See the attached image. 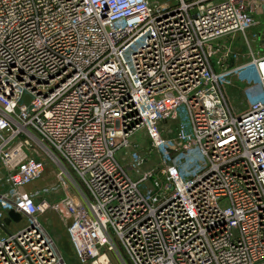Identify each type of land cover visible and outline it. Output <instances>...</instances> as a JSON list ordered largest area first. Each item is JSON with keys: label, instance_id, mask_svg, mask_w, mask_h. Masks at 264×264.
<instances>
[{"label": "built area", "instance_id": "built-area-1", "mask_svg": "<svg viewBox=\"0 0 264 264\" xmlns=\"http://www.w3.org/2000/svg\"><path fill=\"white\" fill-rule=\"evenodd\" d=\"M263 5L0 0V264H264Z\"/></svg>", "mask_w": 264, "mask_h": 264}, {"label": "rangeland", "instance_id": "rangeland-1", "mask_svg": "<svg viewBox=\"0 0 264 264\" xmlns=\"http://www.w3.org/2000/svg\"><path fill=\"white\" fill-rule=\"evenodd\" d=\"M157 2H163L166 0H152ZM263 23L261 27H259L260 31H264V17H261ZM240 43V42H239ZM259 45V42L256 43ZM151 145V141L147 135L144 134V131H140L137 135L133 136L132 138V146L129 149L122 151L119 155L120 160L128 164L130 162L129 156L131 152L136 150L137 148L142 152L143 155L147 154V149ZM137 149V150H138ZM125 157H128L127 160H124ZM156 164V157L152 156L151 160L148 161L142 168L144 170L151 169ZM48 170L44 175V178H48L49 172L53 169V164L48 161ZM133 176L136 174L133 171H130ZM48 180H51L48 178ZM44 180H39L36 182V186L42 185ZM65 192H61L60 194L51 195L50 198L53 201H58L64 196ZM43 221L46 224L49 232L54 237L56 243L58 244L59 248L63 252L65 259L68 264H97L96 261H89V262H82L78 256L76 255L73 245L67 230L68 221L64 216H62L56 210L49 212L45 217H43ZM126 261H128L127 257H125ZM129 262V261H128ZM99 264H125L124 261L121 259L120 255L117 251H114V254L109 255V261L104 263V261L100 260Z\"/></svg>", "mask_w": 264, "mask_h": 264}, {"label": "water", "instance_id": "water-1", "mask_svg": "<svg viewBox=\"0 0 264 264\" xmlns=\"http://www.w3.org/2000/svg\"><path fill=\"white\" fill-rule=\"evenodd\" d=\"M261 12L264 13V5L261 7ZM9 216L10 217L6 218V220H5L6 223H10L12 219L15 221H19L21 219V214L15 210H10Z\"/></svg>", "mask_w": 264, "mask_h": 264}, {"label": "bare ground", "instance_id": "bare-ground-1", "mask_svg": "<svg viewBox=\"0 0 264 264\" xmlns=\"http://www.w3.org/2000/svg\"><path fill=\"white\" fill-rule=\"evenodd\" d=\"M67 221H69V216H68V218H67Z\"/></svg>", "mask_w": 264, "mask_h": 264}]
</instances>
